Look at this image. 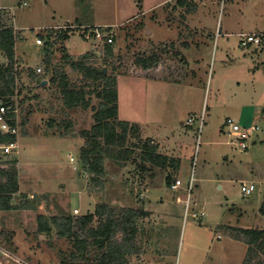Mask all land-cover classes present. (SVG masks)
<instances>
[{
  "label": "rangeland",
  "instance_id": "rangeland-1",
  "mask_svg": "<svg viewBox=\"0 0 264 264\" xmlns=\"http://www.w3.org/2000/svg\"><path fill=\"white\" fill-rule=\"evenodd\" d=\"M185 1L181 8L178 0H0V26L17 34L19 121H29L20 127L19 150L3 158L0 168L17 161L25 191L61 190L57 174L62 171L70 193L76 192L73 179L84 185L87 175L86 189L72 205L70 193L56 194L52 209L32 211L26 225L17 215L8 229L0 228V264H61L62 254L70 258L72 243L58 237L53 226L51 234L39 237V213L50 222L61 210L76 217V208L84 216L98 204L149 214L137 221L140 252L131 264H243L247 246L231 239L227 228L264 230V0ZM77 20L85 27L66 43L50 51L40 41L52 31L76 28ZM88 24L114 27L118 119L138 126L141 140L130 138L134 155L127 163L105 161L100 185L92 183L80 160V133L94 125V111L65 108L51 81L55 67L70 70L64 46L73 59L91 54L92 63L112 73L103 64L107 28L85 30ZM95 30L101 38L92 39ZM243 36L261 42L244 47ZM154 53L161 58L155 70L136 66L138 57ZM48 56L50 67L44 62ZM0 59L7 62L1 53ZM69 77L76 81L80 75L70 71ZM98 105L93 97L92 106ZM228 118L244 128H259L247 150L229 135ZM147 143L161 155L180 158L179 171L147 164L143 173L140 155ZM169 177L182 186L170 190ZM244 184L254 185L255 192L244 197ZM13 229L19 236L29 233V241L18 239L21 248L12 237L7 242Z\"/></svg>",
  "mask_w": 264,
  "mask_h": 264
},
{
  "label": "trees",
  "instance_id": "trees-1",
  "mask_svg": "<svg viewBox=\"0 0 264 264\" xmlns=\"http://www.w3.org/2000/svg\"><path fill=\"white\" fill-rule=\"evenodd\" d=\"M185 5V0H178L179 7L184 8ZM187 11L191 12L188 7ZM76 26V28L68 27L59 32L52 31L47 38L41 36L40 41H46L47 50L51 51L55 45L69 41L75 30L84 25L79 22ZM86 26L88 27L85 30L94 28L92 24ZM106 31L108 39L102 50L103 64L105 67H112L111 74H104V68H99L96 63H92L91 54L83 55L79 60L73 59L67 54L65 46L63 47L65 64L68 65L69 72L79 74L80 78L72 81L68 70L64 67L61 69L55 67L51 73V81L58 87L65 108L69 110L92 108L94 111V125L89 131L80 133L84 140V145L80 149V160L93 176L92 183L97 185L102 184L101 179L106 176L104 167L106 160H114L120 165L127 163L134 155L133 149L128 148L130 138H136L137 143L141 142L140 128L118 119L119 92L118 68L114 64L115 39L111 36V28H107ZM92 35V37L95 36L94 32ZM16 42L15 30L0 26V53L7 60L4 62L0 59V103L3 102L12 107H16L18 104L16 98L19 97L16 91L18 81L15 69ZM49 56L44 61L48 67L51 66ZM160 62V55L154 53L138 57L136 66L147 71L157 68ZM93 97L99 101L98 107L92 106ZM23 103L22 101L21 104ZM28 123V119L25 118L21 121V126L25 128ZM14 140L13 136L0 134V144ZM140 161L143 164L141 167L143 173L147 172L145 167L147 164L163 171L168 169L179 171L181 163L179 159L159 154L158 147L148 143L142 148ZM8 162L6 169L0 168V211L6 212L14 209L11 205L13 195L19 192L17 161L9 164ZM170 180L169 177L167 185L171 187ZM148 216V213L135 209H119L98 204L93 213L84 216L73 217L62 210L59 215L51 218L50 222L45 216H39L38 233L49 235L53 226L58 237L72 243L73 251L70 253V258L62 254L61 264H128L129 260L140 252L136 246L139 232L137 221ZM227 234L234 241L247 246L243 264H264V230L228 227ZM10 240L7 239V242Z\"/></svg>",
  "mask_w": 264,
  "mask_h": 264
},
{
  "label": "crops",
  "instance_id": "crops-1",
  "mask_svg": "<svg viewBox=\"0 0 264 264\" xmlns=\"http://www.w3.org/2000/svg\"><path fill=\"white\" fill-rule=\"evenodd\" d=\"M93 27H96V28H114V27L100 26V25H95V24H94ZM67 48L68 47H66V49ZM68 50H69V48H68ZM155 69L156 68L151 69V70H148V72H150L152 70H155ZM118 103H119V100H118ZM82 142H83V145H84V140H82ZM82 147L83 146H81V148ZM165 156H168L170 158H174V159H179L180 160V158L176 157L174 154H167ZM72 159L73 158H71V160ZM180 167H181V163H180ZM18 168H19V166H18ZM83 172H84V170H83ZM85 174L86 173L84 172V175ZM57 175L63 181V183L61 184V190H53L52 191V190H49L46 187L45 188L42 187L38 191H37V189H33V188H30V191H25V190H22L21 173L19 172V175H18L19 192L17 194L13 195V199H12V203H11V205H12V207H14V209L11 210V211H7V212L6 211H0V228L2 230H4L5 228L8 229L9 228V224H10L9 221H12L13 218H14V216H17V215H19L17 217H19L20 219L23 218L22 220H20L19 224L26 225L28 223L29 217L30 216L33 217L32 211H37V212L38 211L39 212L46 211L47 206H49L50 209H52V206H51L50 203H52V199H53V197L56 194H58V195L60 194V195H63L64 196V194L70 193L69 187H68L69 184H68V186L66 184V182H68V176L66 175V173H63L62 171H60ZM83 179L86 181V184L84 182V185H81L80 183H77L73 179L74 184H76L75 187H76V190L77 191L70 193V202L69 203L71 205L73 204V201L75 203L77 200H79L78 194L80 195L81 193H83L84 189H86V186H87V175H85L83 177ZM71 182H72V180H71ZM173 183L174 182H172L170 185L172 186ZM30 185L33 186V182ZM168 187H169L170 190H173L170 186H168ZM18 198L20 199V201H23L22 204L21 203L20 204L18 203L19 202V201H17ZM71 205H70L69 209L72 210ZM57 209H60V208H58V206H57ZM72 211H73L74 214H75V211H77L78 213L75 214V216L76 217L79 216V214H80L79 210H77L76 208H74ZM48 213H50V212H48ZM39 216H45V215H42V213H39ZM53 217H51V218H53ZM7 225H8V227H6ZM51 230H52V226H51ZM12 232H13V234H12V236H10V239L12 237L13 242H14V245L16 244V247L21 248V245L18 243V239L19 238H21L20 239L21 242H27V241H29V235H28L29 233L27 234L25 231H23L22 232V236H19L20 233H18L16 229H13ZM37 233H38V230H37ZM38 234H39V237L42 236V234L41 235H40V233H38ZM131 259L129 260V263L128 264H131V262H130Z\"/></svg>",
  "mask_w": 264,
  "mask_h": 264
},
{
  "label": "built area",
  "instance_id": "built-area-1",
  "mask_svg": "<svg viewBox=\"0 0 264 264\" xmlns=\"http://www.w3.org/2000/svg\"><path fill=\"white\" fill-rule=\"evenodd\" d=\"M92 34V33H91ZM95 36L92 37V39L101 38L100 33L98 30L95 31ZM88 39V37H86ZM261 40L260 38H257L255 36H243L241 40V45L244 47H248L251 44H260ZM41 73V70H37L36 74ZM14 123V124H12ZM191 124V120L188 122V125ZM20 127L21 122L19 121V108L18 105L16 107L9 106L3 102L0 103V134L1 135H9L15 137V140L6 143V144H0V161L9 156L17 153V149L19 150L18 146V139L20 134ZM225 127L229 130V135L232 136L238 144V147L241 150H247L248 147V141L251 139V136L253 133H256L259 131L258 127H250V128H244L239 123H237L235 120L228 118L225 122ZM73 161V160H72ZM193 183V176L190 178L189 181V191H191ZM182 186V182L178 179L176 180L171 188L173 190H177L179 187ZM256 190V187L254 185H242L241 192L244 197L252 195ZM78 212L75 211V214Z\"/></svg>",
  "mask_w": 264,
  "mask_h": 264
},
{
  "label": "water",
  "instance_id": "water-1",
  "mask_svg": "<svg viewBox=\"0 0 264 264\" xmlns=\"http://www.w3.org/2000/svg\"><path fill=\"white\" fill-rule=\"evenodd\" d=\"M107 73V71H106V69L104 70V74H106ZM47 84V82L46 81H44V82H42V86H45Z\"/></svg>",
  "mask_w": 264,
  "mask_h": 264
}]
</instances>
